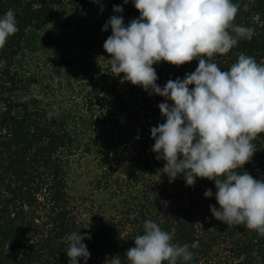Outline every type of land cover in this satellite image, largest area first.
<instances>
[{
  "label": "trees",
  "instance_id": "1",
  "mask_svg": "<svg viewBox=\"0 0 264 264\" xmlns=\"http://www.w3.org/2000/svg\"><path fill=\"white\" fill-rule=\"evenodd\" d=\"M87 2L130 21L140 15L132 0ZM233 2L241 6L234 23L253 28L255 35L213 57L222 71L241 52L264 63V0ZM114 5L124 11L114 13ZM9 9L19 31L0 49V264H69L66 238L74 231L91 236L83 241L91 254L87 264H106L116 255L127 264L123 255L149 219L174 243L189 245L193 259L188 264H264V236L242 225L228 227L212 216L209 205L219 208L214 181L197 178L187 186L181 174L170 183L159 171L165 162L151 150L150 129L165 122L158 107L165 99L122 82L123 74L113 76L106 53L101 69L83 83L80 103L51 110L43 98L29 95L30 87L40 84L38 77L21 69L25 51H37L38 35L55 19V11L50 0H0V17ZM60 62L63 68L73 63ZM187 66L153 65L157 84L163 87L195 71ZM77 78L78 73L68 71L65 88L71 89ZM253 143L257 151L240 171L264 179V134ZM78 151L94 155L96 189L113 201L87 217L69 193L68 167ZM208 189L210 198L204 196Z\"/></svg>",
  "mask_w": 264,
  "mask_h": 264
},
{
  "label": "clouds",
  "instance_id": "2",
  "mask_svg": "<svg viewBox=\"0 0 264 264\" xmlns=\"http://www.w3.org/2000/svg\"><path fill=\"white\" fill-rule=\"evenodd\" d=\"M132 3L139 17L125 25L122 15L111 16L102 28H111L103 48L113 76L123 74L122 82L165 99L158 105L165 122L150 129L151 150L165 162L159 171L170 183L181 174L187 186L197 178L214 181L219 208L209 205L212 216L228 227L242 225L264 236V179L240 171L257 151L253 141L264 134V63L243 52L228 70L213 61L240 40L250 41L255 30L234 23L241 6L233 0ZM123 11V6H113L114 13ZM17 23L12 9L0 17V49L19 31ZM193 60H198L195 71L169 79L163 87L157 84L153 65L179 67ZM204 196L212 197V190ZM66 239L69 264H79L80 258L87 264L91 254L83 241L90 234L74 231ZM133 240L123 255L127 264H188L193 259L188 244L174 243L150 219ZM106 264H122L121 256L107 258Z\"/></svg>",
  "mask_w": 264,
  "mask_h": 264
},
{
  "label": "rangeland",
  "instance_id": "3",
  "mask_svg": "<svg viewBox=\"0 0 264 264\" xmlns=\"http://www.w3.org/2000/svg\"><path fill=\"white\" fill-rule=\"evenodd\" d=\"M50 2L56 17L38 35L37 51H25L21 71L26 76L38 77L40 84L32 85L29 95L43 98L54 111L64 106L70 107L72 103H80L83 83L104 65L101 63L106 54L103 44L111 35V28L108 31H103L102 28L113 15L103 5L89 4L87 0ZM129 22V17H125V25ZM48 59L53 61L49 62ZM61 59H72L73 63L68 68H63ZM193 61L187 63V67L195 70L198 65L197 61ZM67 70L78 73V80L71 89L65 88ZM45 84L50 85L48 90L43 88ZM20 95L24 97L26 92ZM93 157L94 155H85L78 151L71 158L68 167L69 193L84 217L92 210L105 211L108 209L106 204L113 203L109 195L96 189L95 180L99 172Z\"/></svg>",
  "mask_w": 264,
  "mask_h": 264
}]
</instances>
